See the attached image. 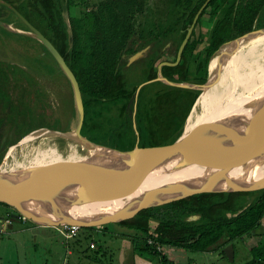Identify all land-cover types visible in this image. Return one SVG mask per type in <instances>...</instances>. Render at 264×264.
Segmentation results:
<instances>
[{
    "label": "trees",
    "instance_id": "trees-1",
    "mask_svg": "<svg viewBox=\"0 0 264 264\" xmlns=\"http://www.w3.org/2000/svg\"><path fill=\"white\" fill-rule=\"evenodd\" d=\"M3 1L12 5L52 43L73 72L79 84L84 105V123L81 136H92L93 143L100 142L111 149L129 152L136 145L131 122L133 110L129 105L132 106V99L138 86H134L131 90L128 88L122 72L124 66L122 56L133 55L138 49L151 42L155 47L160 48L166 40L172 39L173 43L176 44V51L169 62L173 63L187 29L191 26L193 18L206 0H155V11L152 10L151 12L157 13L156 17H158L156 35H154L153 29L149 33L143 29L137 31L136 16L149 9L150 0H99V3L92 7L89 6L87 0H78L77 2L75 0ZM0 8V12L8 13H5L7 16L4 15V12H2L3 14L0 13L1 21L15 24L12 23L11 18L7 19L10 15L15 18L16 23L18 21L23 24L6 7L0 5ZM263 9L264 0H210L184 48L179 65L164 67L162 69L163 78L177 83L204 84L207 78L208 61L212 54L222 44L251 32L253 29H260L255 28L254 23ZM77 11L78 15H76ZM207 16L211 18L210 23L214 24L205 42L204 53H199L196 49L202 43V39L200 34L198 37L196 36V29L202 26V21ZM16 28L19 29V26ZM24 29L27 30L26 27ZM0 31L3 34H8L5 30L0 29ZM12 35L16 36L13 33ZM25 38L31 39L21 37V39ZM140 40H144L143 43L134 48ZM38 44L41 53L45 54L43 56L39 53V56L32 57V61L36 66H39V70L43 68L51 73L55 68L48 62V59L54 65L56 64L46 49L40 43ZM263 46L264 34L244 41L240 45L237 44L228 53L231 57L230 61ZM221 51L224 53L225 47ZM155 53L149 63L151 72L146 80L155 78V72L152 69L153 63L156 59H162L161 55L157 54V56ZM221 56L222 54H216L210 63L220 60ZM162 60L163 62L166 61L165 58ZM0 63L5 65L2 61ZM7 67L11 70L9 75L15 69L21 74L27 75L22 68H16L14 65ZM213 68L214 66L210 65L211 71ZM0 72L2 73L0 109L6 108L8 112L10 111L9 114L15 120V126L18 129L17 134L21 139L28 132L27 129H24L25 120L20 119V117L25 116L27 119L31 117L30 120L33 122L36 120V124H38L39 118L34 117L29 107L21 108L24 105L23 102L20 101V105L17 103L15 107L10 103L8 87H5L6 84L3 82L4 78L8 77L5 75V67L1 68L0 66ZM199 94L200 91L177 89L169 86H165L164 90L152 91L151 99L154 113L147 120L149 132L145 136V141L148 138L150 141L146 147L140 144V149L175 142L181 135L183 124ZM91 110L94 111L93 119L86 116V114H90ZM103 111L111 115L110 118L114 119L116 125L120 124L118 117L125 113L126 131H120L116 127L105 132L102 131L101 138L96 137L94 134H97V130L101 127V113ZM107 117L104 120H108ZM130 133L133 134V138L129 145L126 148H119L117 143H123ZM169 135H172L171 139H169ZM91 152L96 154L97 151ZM97 155L103 156L101 153ZM259 172L249 170L247 172V174L250 173L248 178L250 179ZM262 173L264 174V169L261 170L260 174ZM251 195H256L255 199L243 210L247 204V198ZM1 205L9 208L4 204ZM240 210L243 211L236 217H227L228 214L234 215ZM193 215L200 216L199 223L186 221L187 217ZM263 218L264 189L256 192L197 194L175 203L144 210L133 219L117 225L136 233L134 234L135 237L131 238L134 255L142 256L144 253H148L152 257H157L159 264H175L166 254L161 250L158 251L155 247H181L187 251L199 253L220 250L223 256V249L226 246H233L237 240L244 236L254 235L257 230L263 228ZM20 221L23 222L22 219ZM106 226L80 229L78 232L103 230L106 229ZM259 235L260 240L250 249L251 259L245 264H264V232ZM149 240H152V244H149ZM91 245L92 243H90V248ZM97 246H99L98 243ZM94 248L97 247L94 245Z\"/></svg>",
    "mask_w": 264,
    "mask_h": 264
},
{
    "label": "water",
    "instance_id": "water-1",
    "mask_svg": "<svg viewBox=\"0 0 264 264\" xmlns=\"http://www.w3.org/2000/svg\"><path fill=\"white\" fill-rule=\"evenodd\" d=\"M210 0H206L197 14L193 18L191 26L187 29L184 40L179 46L176 54V59L173 63L163 62L157 67L156 81L164 85L177 89H188L200 91L198 99L203 95V91L212 88L215 84L214 81L218 79L224 60L228 53L232 51L235 45H240L242 42L250 40L251 38L264 34V28L253 29L236 39L222 44L210 57L207 65V78L204 84L197 85L193 83H177L169 81L162 76V67H176L179 65L185 46L191 38L195 29L197 21L207 7ZM0 5L10 10L27 28L22 31L14 29L13 24H8L0 20V29L7 32H12L20 36L31 37L39 42L46 51L51 55L55 62V66L59 72L66 78L72 91L73 107L75 119L71 122L70 132H51L50 130H37L31 137H41L39 142H32L27 144L26 141L31 137L28 135L22 137L18 143L10 148L6 155V159L0 164V203L8 206L14 211L10 215L14 221L20 219L27 220L34 225L48 228H60L68 226H76L79 229L97 228L109 224H118L124 221L133 219L140 212L175 203L187 199L193 195L204 193H218V192H254L264 189V180L258 178L249 179L247 172L256 165L255 172L264 169V152L260 155L254 153L257 149L264 151V115L258 120H254L245 124V121L239 118L222 119L220 131L221 136L218 134L212 139L214 142H222L227 139L225 150L219 155L214 162L210 163L201 172L187 178H180L170 183H163L151 190H142L147 182L151 180L145 179L144 172L149 166L158 160L163 154L167 153L174 147L180 137L173 142L169 147L156 148V149H140L134 147L129 152H121L111 149L99 144H94L81 136V129L84 123V105L79 88V84L66 64L65 60L52 43L36 28H34L12 5L0 0ZM225 47L224 53L222 49ZM147 52V48L136 52L131 55L127 60V65H131L141 58ZM227 53V54H226ZM219 54L221 56L219 63L215 70H210V62L213 57ZM139 86L137 92L142 88ZM136 92V94H137ZM194 103V104H195ZM219 103V104H218ZM218 104V105H217ZM215 105L224 107L225 103L220 100ZM219 109V108H218ZM192 111V110H191ZM190 111V112H191ZM190 116V113L188 117ZM187 117V119H188ZM186 119V121H187ZM225 120V121H223ZM241 123V126H240ZM185 128V127H184ZM33 133V132H32ZM47 134H52L56 138L57 146L50 145ZM194 147V146H192ZM54 149L59 155L63 157L68 156L70 153L75 152L78 156L85 157L83 160L69 163L67 166L55 168H42L35 170L32 168H15L6 169L7 163L10 164L14 159L21 161L23 156L27 154L30 149ZM188 148H190L188 146ZM192 149V148H191ZM97 151L96 154H103L99 157L91 151ZM28 155V154H27ZM11 159L10 162H8ZM86 171L88 175L92 176L91 180H81L83 175L81 172ZM238 173L235 182L230 180L234 173ZM70 177V181L66 183L77 184L81 190L89 189V200L85 203V208L73 214H58L55 216H45L41 212H37L24 204L25 200H36V196L49 197L55 194L58 188L52 185L60 179L63 175ZM66 177V178H67ZM65 178V179H66ZM65 179L63 181H65ZM81 180V181H80ZM81 182V183H80ZM225 183V188H221L219 184ZM39 187L43 191L42 195L37 194L33 187ZM99 189L95 190V188ZM248 200V199H247ZM118 201H123L125 206L114 214L108 215H93L91 213L92 204ZM251 202L247 201L245 210ZM96 205V204H95ZM243 210H240L234 215L228 214L227 217H236ZM200 219L199 215L187 217L186 221H196ZM223 253L230 257L233 261V246L228 245L223 249Z\"/></svg>",
    "mask_w": 264,
    "mask_h": 264
},
{
    "label": "rangeland",
    "instance_id": "rangeland-1",
    "mask_svg": "<svg viewBox=\"0 0 264 264\" xmlns=\"http://www.w3.org/2000/svg\"><path fill=\"white\" fill-rule=\"evenodd\" d=\"M75 1L77 2L78 0ZM87 2L89 6L92 7L93 5L98 4L99 0H87ZM154 4L156 5L155 0L149 1V9L145 11V15H141V21L148 20L150 16L149 13L152 10L155 11ZM2 12H4V15L7 13L5 11H1L0 13L3 14ZM76 15H78V11ZM9 18H11V21L15 23L13 24L14 26H12L14 29L19 26V30L25 31V25L23 26V24L18 21L16 23L13 16L9 15L7 19ZM157 18L158 17H156V19ZM210 21L211 18L209 16L204 17L202 26L197 27L196 29V36L198 37L200 34L202 39V43H200L196 49V51L199 53H204L203 50L205 42L208 39L209 33L213 27L214 23H210ZM254 24L255 28H262L264 26V9ZM19 36L20 35L17 34L16 36L12 35V32L3 34L0 31V61L5 63V65L0 63V66L1 68L5 67V75L8 76L6 78L3 76L5 79L3 82L6 84L5 87H8L10 103L15 107L17 103L20 105V103L23 102L24 105H22L21 108L29 107L34 117L39 118L38 125L36 124V120L35 122L30 120L31 117L28 119L25 116L22 118L20 117V119L25 120L26 126L24 129H27V137L34 135L37 130L44 129H48L51 132H70V124L75 119V113L73 107L72 91L68 81L59 72L57 67L51 62L50 59H48V62L55 68L54 71L50 73L47 72V69L41 68L39 70V66H36V64L32 61V57H37L38 54L41 53V49L38 44L39 42L37 43V41L31 37V39L28 40L26 38L21 39V37L24 36ZM164 44L160 48H162ZM173 48L175 52L176 44L174 43ZM43 54L45 53H41L40 55ZM225 60L227 61V59ZM225 60L224 62H226ZM214 64L215 62L210 63L211 66H214ZM11 65H14L19 69L22 68V70L24 69L27 75L21 74V72L16 69L15 71L11 72L12 76L9 75L11 70L10 68L8 69L7 66ZM144 65L145 61H140L133 63L130 67L127 66L125 79L130 90L134 86L143 84L146 80L148 74ZM1 78L2 73L0 72V79ZM197 85L202 84L197 83ZM156 89L161 90L159 85H149L145 88H140L136 97V110L134 112L132 111L131 122L136 140L135 146L138 148H140V144L146 147V145L149 143L148 141H150L149 138L147 141H145V136L146 133L149 132V124L147 120L154 113L151 97L152 91H155ZM195 102L196 100L193 102L191 110L194 109L196 105ZM131 107L133 110V104ZM21 111L24 110L21 109ZM191 112L189 113L191 114ZM9 113L10 111L8 112L6 108L0 109V164L4 158H7L6 155L10 148L14 147L20 140L17 134L18 129L15 126V120ZM177 114L180 115L179 113ZM113 115H115V113H113ZM86 116L93 119L94 111L91 110L90 114L88 113ZM110 116L111 115L107 114L105 111L101 113V127L99 130H97L98 133L94 134L96 137L101 138L102 131L116 127H118L120 131H126V124L124 123L126 120L125 116H121L123 117L124 121L121 117H118L120 118V124L117 125L114 119L109 121L104 120L106 117L107 119H110ZM254 120L256 119H250L251 123ZM186 122L187 121H185L183 124L182 132ZM40 125L44 126L41 127ZM47 136L50 145L57 146L58 143L56 142L54 135L47 134ZM132 138L133 134L131 135L130 133L126 136V140L123 143H117V146L119 148H126ZM40 140V138L34 140V143H37ZM226 143L227 139H225L223 142H219L218 148L222 150L225 149ZM171 144H165L163 147L167 148ZM148 148L156 149L161 148V146ZM43 151L44 152H42L40 148L34 149L31 156L32 158L29 162L30 168L34 167L35 170L42 168H52L49 164L53 163V152L45 151V149ZM84 158L85 157H81L76 154L75 162L83 160ZM10 161L11 159L8 162ZM257 166L259 165L254 166L250 169V171H255ZM81 173L83 174L81 175L83 177L81 180L93 179V177L88 175L86 171H82ZM254 177L258 178V180H261L260 182H263L264 180L263 173L259 175L256 173L250 179H253ZM97 188L99 189V187ZM97 188H95V190ZM76 189L79 190V187H76ZM255 197L256 195H251L247 198V201L252 202ZM12 213H14V211H11L9 208L0 204V218H3L0 223V258H5L3 259L4 261H2V264H111L112 262L113 264H121L117 261V257H120V255H129L125 249L127 244V240L125 241V239L131 238V236L134 235L126 228L117 224H109L106 226V229L103 230L98 229L96 231H80L75 238L69 240L64 239V237L59 233L58 228H56V230L49 229L40 231L33 237L31 233L29 234L27 232L21 233L20 235L10 236L8 234V229L6 232H4L3 225L4 223L6 225L11 224L12 220L9 215ZM6 218H9L11 221H7ZM21 223L23 222L20 220H16V222L14 221L13 228L25 229L29 227L30 224H32H29V222L28 224L27 222L26 224ZM263 232L264 229L261 228L257 230L254 235L244 236L242 239L237 240L233 245V261L230 260L229 256L226 257L225 254L223 257L220 250L209 253H199L187 251L181 247L173 248L169 246L161 247L160 250L166 254L170 260H173L175 264H245L251 259L250 249L257 244V242L260 240L259 234ZM96 242L100 247L97 246ZM90 243L94 244L98 249L90 248ZM105 251L106 254L103 255V252ZM68 252L72 253V256H69V254H67ZM25 256L27 258H25ZM125 259L126 261L124 264H132L133 262H135V264H159L158 258L152 257L148 253H144L142 256H135V261L132 260L130 255L129 257H125Z\"/></svg>",
    "mask_w": 264,
    "mask_h": 264
},
{
    "label": "bare ground",
    "instance_id": "bare-ground-1",
    "mask_svg": "<svg viewBox=\"0 0 264 264\" xmlns=\"http://www.w3.org/2000/svg\"><path fill=\"white\" fill-rule=\"evenodd\" d=\"M230 58L228 54L218 79L214 81L215 85L204 90L203 95L198 99L178 143L144 172L145 179L151 181L142 186V190H151L163 183L167 184L180 178L191 177L219 158L225 149H219L218 142L210 143L218 134L221 136L222 131H220L219 124L222 119L238 117L239 120L248 124L251 122L250 119L258 120L264 115V46L247 52L232 61ZM217 63L219 60L215 62L213 70L216 69ZM220 100L225 103L222 108L221 106L216 107L219 103L215 105ZM39 138L41 137L33 136L26 143L30 144ZM40 150L44 152L43 149L40 148ZM33 151L34 149L28 150V155L25 154L21 161L14 159L3 167L6 166L8 170L30 168L29 162ZM45 151H51L54 154L53 163L49 164L52 168L67 166L69 163L75 162V152L63 157L54 149H45ZM262 152L264 151L257 149L254 156H258ZM237 174L236 172L230 177L232 182H235ZM66 177L65 174L60 179L51 182L52 185L58 187L54 188L58 190L55 194L43 198L36 196V200H25L24 204L45 216L73 214L85 208V203L89 200V189L78 192L76 187L80 186L66 183L71 179ZM64 179L65 181H63ZM219 186L226 187L224 182ZM31 189L37 194H43V191L37 186ZM95 204L91 205H94L91 213L97 216L114 214L125 206L123 201L120 203L112 201L109 202V205L107 203Z\"/></svg>",
    "mask_w": 264,
    "mask_h": 264
},
{
    "label": "flooded vegetation",
    "instance_id": "flooded-vegetation-1",
    "mask_svg": "<svg viewBox=\"0 0 264 264\" xmlns=\"http://www.w3.org/2000/svg\"><path fill=\"white\" fill-rule=\"evenodd\" d=\"M146 13L145 12H143V13H141V14H137V16H136V20H137V31H140L141 29H143L145 32H147V33H149L150 31H151V29H153L154 30V35H156V33H157V30H158V25H157V19H156V15H157V13H149V18H148V20H143V21H141L140 20V18H141V15H145ZM143 41L144 40H140V41H138L137 42V45L135 44V46H134V48L135 47H137L138 45H140V44H142L143 43ZM152 43V42H151ZM148 44V45H146V46H144V47H142V48H140V49H138L136 52H139L140 50H143V49H145V48H147V52H146V54L144 55V57L143 58H141L139 61H137V62H140V61H145V70H146V72H147V74L149 75V73L151 72V69H150V65H149V63L151 62V58H152V56H154V53H155V55H161L162 57V59L163 58H165L166 59V61L165 62H167V63H171V62H169L170 60H172V57H173V53H174V48H173V41H172V39H169V40H166L163 44H164V46L162 47V48H159V47H155V45L154 44ZM162 44V45H163ZM161 45V46H162ZM160 46V47H161ZM157 55V56H158ZM131 55H123L122 56V59H123V61H124V66H123V69H122V72H123V75H124V78H126V74H125V72H126V68H127V60H128V58L130 57ZM160 60V59H156V61H154V63H153V67H152V69L154 70V72H155V78L154 79H147V80H145L144 81V83L143 84H141V85H143L142 86V88H145L146 86H149V85H159L160 86V89L161 90H163V88H165V86H167V85H164V84H162V83H160V82H157L156 81V73H157V67H158V65L160 64V63H163V60ZM136 63V62H135ZM157 63H159V64H157ZM132 65V64H131ZM131 65H129L128 67H130ZM165 67H168V66H165ZM164 67H162V69H163ZM141 85H139V86H141ZM138 86V87H139ZM138 87H137V89H138ZM137 89H136V91H135V94H134V97H133V99H132V104H133V112L136 110V108H135V106H136V97H137V95H138V93H139V91L137 92ZM136 92H137V94H136ZM166 100H167V98H166ZM129 107H131V104L129 105ZM123 116H125L126 117V114L125 113H123ZM127 116H128V113H127ZM122 118V120L124 121V119H123V117H121ZM111 119V118H110ZM109 120V119H108ZM82 128H83V126H82ZM41 129V128H40ZM48 130V129H47ZM82 130V129H81ZM82 132V131H81ZM105 132V131H104ZM167 136V135H166ZM169 137V139H171L172 138V135H169L168 136ZM86 140H88V141H91V142H93L92 141V136H85L84 137ZM94 143H96V142H94ZM96 144H99V145H103V144H101L100 142H98V143H96ZM107 144H110V142H107ZM103 146H106V147H109V146H107V145H103ZM161 147H163V146H161ZM110 148V147H109Z\"/></svg>",
    "mask_w": 264,
    "mask_h": 264
},
{
    "label": "crops",
    "instance_id": "crops-1",
    "mask_svg": "<svg viewBox=\"0 0 264 264\" xmlns=\"http://www.w3.org/2000/svg\"><path fill=\"white\" fill-rule=\"evenodd\" d=\"M12 23H14V22H12ZM2 220H3V218H0V223H1ZM198 221H199V219L196 220V221H191V222H198ZM24 223L26 224V221L25 222L23 221V223H21V224H24ZM13 224H14V221H12L11 224L5 225V223H4V225H3L4 232H6V230L8 229V234L10 236L20 235L21 233L27 232L29 234L31 233V235L33 237V236H35V234L37 235V233L40 232V231H45V230H49V229L56 230V228L40 227V226H37V225H34V224H30V223H29L30 224L29 227H27L25 229H18V228H15L14 229L13 228L14 227ZM27 224H28V222H27ZM262 225H263V228L262 229H264V218L262 220ZM129 232H132L133 235L135 234V232L133 233V231H129ZM132 237L134 238L135 235L134 236H131V238ZM131 238L125 239V241L127 240L126 241L127 244H126L125 249L127 250L126 252H128L129 255L131 256L132 260L135 261V256L136 255H134L133 254V251H132ZM125 241H123V242H125ZM103 253L106 254V251L103 252ZM67 254H69V256H72V253H70V252H68ZM129 255H120V257H117V261L120 262L121 264H124L125 261H126L125 257H129ZM25 258H27V257L25 256ZM3 259H5V258H0V264H2V261H4ZM111 264H113V262ZM132 264H135V262H133Z\"/></svg>",
    "mask_w": 264,
    "mask_h": 264
},
{
    "label": "built area",
    "instance_id": "built-area-1",
    "mask_svg": "<svg viewBox=\"0 0 264 264\" xmlns=\"http://www.w3.org/2000/svg\"><path fill=\"white\" fill-rule=\"evenodd\" d=\"M7 221H11L9 218H7ZM25 222V220H23ZM6 225V224H5ZM80 229L76 226H68V227H60L58 228L59 233L64 237V239L69 240L76 237V234L78 233ZM149 244H152V240H149ZM91 248H94V244L91 245ZM158 251L160 250V247H155Z\"/></svg>",
    "mask_w": 264,
    "mask_h": 264
}]
</instances>
